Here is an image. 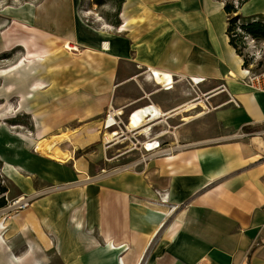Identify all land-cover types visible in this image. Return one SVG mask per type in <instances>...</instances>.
Segmentation results:
<instances>
[{"label":"crops","instance_id":"crops-1","mask_svg":"<svg viewBox=\"0 0 264 264\" xmlns=\"http://www.w3.org/2000/svg\"><path fill=\"white\" fill-rule=\"evenodd\" d=\"M13 1L3 16L16 24L18 40L37 42L35 55L45 52L60 66L48 80L51 100L68 101L66 110L74 109L73 91L100 90L125 59L132 62L127 105L151 103L162 121L190 118L176 131L202 113L186 105L204 101L223 133L35 199L0 226V264H264V135L255 134L264 130V92L241 81L226 1L106 0L101 30L78 17L82 0ZM238 13L264 19V0H246ZM46 38L78 50L54 57ZM153 71L170 74L173 87L163 89ZM195 77L203 78L197 92ZM42 80L34 75L32 82ZM57 143L55 153L71 159ZM2 156L13 187L30 195L24 158Z\"/></svg>","mask_w":264,"mask_h":264},{"label":"rangeland","instance_id":"rangeland-1","mask_svg":"<svg viewBox=\"0 0 264 264\" xmlns=\"http://www.w3.org/2000/svg\"><path fill=\"white\" fill-rule=\"evenodd\" d=\"M94 1L82 0L77 15L94 30L106 29L103 14H106L108 6H99ZM237 1L234 0L235 5ZM14 4L13 0H0V71L13 67L0 73V159L4 160L2 154L9 160L20 154L26 164L24 174L31 181L32 188L30 195L20 194L7 175H4L3 162L0 160V188L5 189L0 192V198L5 201L0 209L6 207L9 200L24 196L29 200L28 206L22 209L25 210L42 196L84 187L100 175L132 171V161L146 153L140 145L161 134V131H166L158 139L162 148L167 143H178L182 148L186 144H206L208 140L221 138L223 131L212 112L209 113L208 103L204 101L196 106V110L204 113L176 131L182 119L171 118L167 122H158L145 133L134 134L132 130H127L128 117L134 108L127 105L132 101V62L125 59L119 60L115 76L110 80L105 79L104 82L108 84L99 87L100 90L97 87L95 92L88 90L82 94L73 91L74 109L66 110L64 105L68 101L51 100L55 97L51 92L55 85L48 80L56 76L60 66L53 61L51 64L45 52L41 58L35 55L37 42L23 40V44L17 38L16 24L3 16L6 6ZM44 40H47V47L54 48L51 53L54 57L65 51L67 55H73L78 50L66 49V43L74 45L69 42L58 44L54 38ZM245 41L253 45L250 50L254 53L257 49L259 53L264 50L263 41L251 40L250 37ZM261 56L264 67V54ZM50 73L53 75L49 76ZM34 75L37 78L40 76L44 84L35 85L32 82ZM80 96L83 101L77 104L75 100ZM110 106L115 111L118 125L104 129L102 123ZM113 132H117V135L112 137L114 140L107 142L105 138ZM65 134L67 138L58 137L60 142L57 145L69 154L71 159L66 162L52 160L36 151L38 142H46L53 136Z\"/></svg>","mask_w":264,"mask_h":264},{"label":"built area","instance_id":"built-area-1","mask_svg":"<svg viewBox=\"0 0 264 264\" xmlns=\"http://www.w3.org/2000/svg\"><path fill=\"white\" fill-rule=\"evenodd\" d=\"M251 40H253V39L251 38ZM263 43H264V40H263ZM247 47H249V48H248V51L246 52ZM250 48H253L252 44H250V45L247 44L246 48L244 49V55L242 57L243 63H242V68H241V72L243 75H242L241 81L255 91L264 92V67L262 66V56H261L262 54H264V50L259 53L258 49H257V51H255V53H254L253 51L250 50ZM244 60L246 62H244ZM151 73L153 74V72H151ZM190 81L195 87L194 91L197 92L198 88H196V87L200 82L203 81V78H199L197 80L195 78H190ZM173 84H174V81L172 79L171 83H169V81H165L164 83L161 84V87L163 89H171L173 87ZM148 108L149 109L155 108L158 110V108L151 103H148V104L141 106V107L134 108L132 110V112L129 114L128 123L131 121V117L134 115L135 112H140L143 109H148ZM116 119H117V117H116L115 111H114L113 107L110 106L109 109L107 110L106 117L102 123L103 128L108 129V128H111L115 125H118ZM159 119L160 118H158L157 120L151 121L148 119V117H144L143 124L140 127H138L137 129H134L132 131L134 132V134H136L138 132H144L143 128L148 127L149 129H147V131H146V132H148L154 126V124H152V123L153 122H155V124L158 123ZM140 128H142V129L140 130ZM165 132L166 131H161V134H158V135L152 137L151 140L148 141V142H150L152 149H148V147H147L148 143H146V142L141 144L143 146V150H145L146 153L143 154L139 160L152 159V158L160 156V155H165V154L173 152L174 150H176L180 147V145H178V144L173 145V144L167 143V146L162 148L158 139L160 137H163ZM255 134L264 135V130L258 131ZM239 135L244 136V135H248V134L247 133H240ZM136 143H138V142H136ZM158 150H159V152H158ZM151 151H157V153H150ZM28 201H29L28 198H26L24 196H19L13 200H9L7 202L6 207L0 209V219H2V221H4L8 218V216L13 215V214L17 213L19 210L24 209L25 207L28 206Z\"/></svg>","mask_w":264,"mask_h":264},{"label":"trees","instance_id":"trees-1","mask_svg":"<svg viewBox=\"0 0 264 264\" xmlns=\"http://www.w3.org/2000/svg\"><path fill=\"white\" fill-rule=\"evenodd\" d=\"M106 0H95L94 2L101 5ZM246 0H238L234 4V0H226L224 10L227 15L226 34L230 45L235 49L236 53L243 57L244 49L247 44L245 39L252 38L255 41L264 40V19L257 17L244 18L238 13V9ZM244 62H246L244 60ZM4 188H0V192H4ZM5 205L4 199L0 198V208Z\"/></svg>","mask_w":264,"mask_h":264},{"label":"bare ground","instance_id":"bare-ground-1","mask_svg":"<svg viewBox=\"0 0 264 264\" xmlns=\"http://www.w3.org/2000/svg\"><path fill=\"white\" fill-rule=\"evenodd\" d=\"M64 47L68 50H74L76 47L75 46H72V45H69V44H65ZM103 47L105 50H109V43L108 41H105V43L103 44ZM59 56V55H58ZM25 59H23L22 61H24ZM22 61L19 63V65L22 63ZM14 66H18V65H14ZM13 67H10L9 69H11ZM9 69H4L2 71H0V73H5L7 70ZM153 74H154V77L156 79V83L157 84H162L164 83L165 81H169V83H171L172 81V77L170 74H168L167 72L165 73H157L156 71L154 72L153 71ZM231 76V75H230ZM195 79H199V77H195ZM209 93V92H208ZM197 101V100H196ZM189 103V102H188ZM202 101L199 102V104L201 105ZM199 104L195 103V102H191L189 104L186 105V107L188 108V106L191 107H195L196 105L199 106ZM204 104V103H203ZM182 106V105H181ZM181 109V108H180ZM205 109V108H204ZM187 110V109H186ZM177 111V110H176ZM179 111V110H178ZM184 111V110H183ZM163 114V113H162ZM160 111H158L157 109H143L142 111L140 112H135L134 115L131 117V121L127 124L126 128L127 130H134V129H137L138 127H140L142 124H143V119L144 117H148L149 120L151 121H154V120H157L158 118H160V116L162 115ZM172 114V113H171ZM175 114V113H174ZM173 114V115H174ZM179 114V113H178ZM203 114L200 113L197 115V117H200L201 115ZM160 115V116H159ZM170 115V114H169ZM176 115V114H175ZM162 117V116H161ZM167 117V116H166ZM162 119V118H161ZM160 119V120H161ZM8 120V119H7ZM184 121H189L190 118H184L183 119ZM162 121V120H161ZM165 121V120H164ZM37 122V121H36ZM152 124H155V122H153ZM147 129H149L148 127H144L143 128V131L146 132ZM149 132V131H148ZM110 134V133H109ZM117 135V132H113L112 134H110L109 136H107L105 138V140L107 142L111 141L113 138V136ZM67 135H62V136H53L51 137L49 140H47L46 142H43V141H40L37 143V146H36V151L37 152H40L43 156L45 157H48V158H51V159H54V160H57V161H61V162H66L68 160V158H62L61 156L57 155L55 153V151L53 150V147L55 146V144L57 142H59V138L58 137H62L63 139L64 138H67L66 137ZM61 138V139H62ZM114 140V139H113ZM148 143L147 147L148 149H152V146L150 144V142H146ZM5 162V161H4ZM7 166V165H6ZM8 167V166H7ZM20 174V173H19ZM6 175V174H4ZM3 225V222H1V219H0V226Z\"/></svg>","mask_w":264,"mask_h":264}]
</instances>
